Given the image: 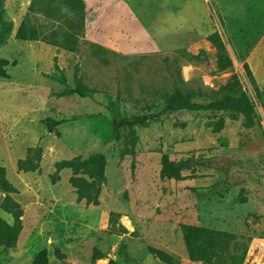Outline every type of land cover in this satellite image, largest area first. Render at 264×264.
<instances>
[{
  "label": "rangeland",
  "instance_id": "374dc122",
  "mask_svg": "<svg viewBox=\"0 0 264 264\" xmlns=\"http://www.w3.org/2000/svg\"><path fill=\"white\" fill-rule=\"evenodd\" d=\"M30 1L3 0L13 28L0 47L9 62L0 79V166L24 215L0 264H31L43 249L48 264H166L147 247L170 264H237L264 237V106L255 97L264 91V0H83L76 52L63 47L77 19L64 10L52 27L32 19L58 46L14 39ZM214 33L230 61L224 69L208 40ZM75 78L89 97L61 95L77 88ZM176 89L199 103L245 94L256 108L171 113ZM47 119L64 121L59 137L46 131ZM29 148L42 150L41 174L16 169ZM91 154L106 160L98 206L76 201L70 170L55 185L48 178L54 162ZM163 157L179 180L162 174ZM185 225L228 237L194 261ZM95 251L102 258L93 260Z\"/></svg>",
  "mask_w": 264,
  "mask_h": 264
},
{
  "label": "trees",
  "instance_id": "16d2710c",
  "mask_svg": "<svg viewBox=\"0 0 264 264\" xmlns=\"http://www.w3.org/2000/svg\"><path fill=\"white\" fill-rule=\"evenodd\" d=\"M85 4L83 0H31L22 18L17 30L14 34V39L17 41L28 42H44L52 46H58L59 42L53 37L52 34L42 33L33 23L34 16H42L47 21V25L52 27L54 21L58 19V14L61 10L68 13H73L77 16L76 22L70 26V33L68 35V41L64 44V48L69 52H76L78 37H80L84 31L85 18L83 11ZM4 13V2L0 0V47L6 43L13 28L12 22L5 20L2 15ZM208 40L218 49L219 58L218 64L221 69H224L227 65H230V61L223 53V45L219 40L217 34H211L208 36ZM9 62L6 59H0V79L8 78L6 67ZM245 69L251 77L248 66L245 64ZM61 83H64V79L58 78ZM77 88L66 89L61 95L76 94L80 97H89L92 93L81 88L80 80L75 78ZM255 97L258 102L264 106V91L256 90ZM166 108L169 112L175 113L180 111L189 112H226L230 110L241 111L245 113L253 112L256 108V103L248 98L245 94L240 96H226L220 100L212 101L208 103H199L193 101L187 94L183 93L180 89H176L174 94L166 102ZM64 121H56L47 119L44 121L46 131L54 134L56 137L60 136V132L55 129ZM42 156L41 148L27 149L26 156L23 159H19L16 162V169L22 173L37 172L41 174L40 161ZM105 166L106 160L101 154H91L87 157L76 156L69 160L56 161L53 164V171L48 175L50 183L52 185L57 184L61 180L60 173L63 170H70L71 176L68 180L70 186L74 189L76 195V201L78 203L84 202L86 206L99 205V196L101 186L105 183ZM162 174L179 180L181 178L177 165L168 162L166 157L162 159ZM17 189L7 180L5 169L0 166V194L4 197L0 202V210L10 215L12 223H8L6 220L0 217V250L7 251L14 249L19 235L23 229L22 217L24 215V209L21 204L15 200L12 195L17 194ZM113 212L110 213V218L114 217ZM182 231L185 239V247L187 249L188 256L191 260L201 261L207 259L210 250L213 248L214 242L223 240L228 237L227 234L217 232L194 225H185L182 227ZM146 251L153 257L160 261L170 264L172 258L165 252L153 247H147ZM214 251V250H212ZM246 250L243 253L242 258L237 264H241L244 258ZM53 253L59 260H63L65 255L61 253L60 249L54 247ZM212 254V253H211ZM102 258L99 252H94L93 260ZM128 261V260H126ZM31 264H48L47 251L43 249L39 251L32 259ZM225 264H228L225 262Z\"/></svg>",
  "mask_w": 264,
  "mask_h": 264
},
{
  "label": "built area",
  "instance_id": "2783aa9c",
  "mask_svg": "<svg viewBox=\"0 0 264 264\" xmlns=\"http://www.w3.org/2000/svg\"><path fill=\"white\" fill-rule=\"evenodd\" d=\"M241 264H264V237L249 243Z\"/></svg>",
  "mask_w": 264,
  "mask_h": 264
},
{
  "label": "crops",
  "instance_id": "0c3cea01",
  "mask_svg": "<svg viewBox=\"0 0 264 264\" xmlns=\"http://www.w3.org/2000/svg\"><path fill=\"white\" fill-rule=\"evenodd\" d=\"M22 173V172H21ZM8 223H12V222H8ZM23 230V229H22ZM22 232V231H21ZM21 234V233H20ZM20 236V235H19Z\"/></svg>",
  "mask_w": 264,
  "mask_h": 264
}]
</instances>
